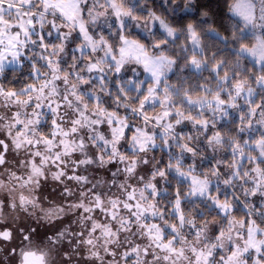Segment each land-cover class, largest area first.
Listing matches in <instances>:
<instances>
[{"label": "clouds", "instance_id": "clouds-1", "mask_svg": "<svg viewBox=\"0 0 264 264\" xmlns=\"http://www.w3.org/2000/svg\"><path fill=\"white\" fill-rule=\"evenodd\" d=\"M0 264H264V0H0Z\"/></svg>", "mask_w": 264, "mask_h": 264}]
</instances>
